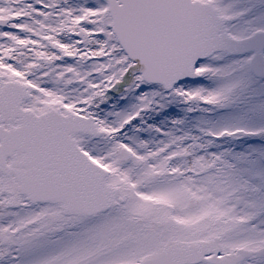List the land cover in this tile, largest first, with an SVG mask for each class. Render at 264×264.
Returning a JSON list of instances; mask_svg holds the SVG:
<instances>
[{
    "label": "snow or ice",
    "instance_id": "snow-or-ice-1",
    "mask_svg": "<svg viewBox=\"0 0 264 264\" xmlns=\"http://www.w3.org/2000/svg\"><path fill=\"white\" fill-rule=\"evenodd\" d=\"M0 264H264V0H0Z\"/></svg>",
    "mask_w": 264,
    "mask_h": 264
}]
</instances>
